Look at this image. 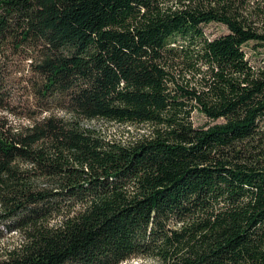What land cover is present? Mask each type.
Returning <instances> with one entry per match:
<instances>
[{
	"label": "trees",
	"instance_id": "1",
	"mask_svg": "<svg viewBox=\"0 0 264 264\" xmlns=\"http://www.w3.org/2000/svg\"><path fill=\"white\" fill-rule=\"evenodd\" d=\"M263 2L0 0V107L22 61L33 100L0 122V264H264Z\"/></svg>",
	"mask_w": 264,
	"mask_h": 264
},
{
	"label": "rangeland",
	"instance_id": "2",
	"mask_svg": "<svg viewBox=\"0 0 264 264\" xmlns=\"http://www.w3.org/2000/svg\"><path fill=\"white\" fill-rule=\"evenodd\" d=\"M264 10V2L260 4ZM264 16V15H263ZM204 33L207 37L213 38L226 33L228 30L226 26L217 22H210L203 26ZM246 58L250 64L258 66L264 62V46H256L252 42L243 45ZM23 61L20 62L17 69H13L8 73V80L5 81L6 88L10 89V95L6 94V100L9 104V109L0 107V122H5L7 125L13 127H20L28 124L29 120L25 118V113L28 112V105L33 103L32 96H30L24 87L23 77L21 75V68ZM26 75V71L23 73ZM206 117L195 111L193 113V121L195 124L205 122ZM88 126L96 128L104 132L108 136H115L117 138L129 139L137 136L142 132L147 131V126L144 124H119L117 122H110L103 119H95L86 123ZM20 242L19 235L15 232H9L0 227V258L5 256L6 250L12 248ZM152 261L140 259L137 257H130L120 264H150Z\"/></svg>",
	"mask_w": 264,
	"mask_h": 264
}]
</instances>
